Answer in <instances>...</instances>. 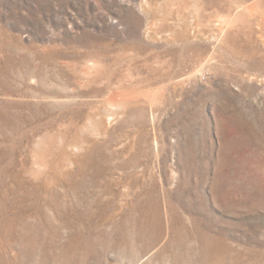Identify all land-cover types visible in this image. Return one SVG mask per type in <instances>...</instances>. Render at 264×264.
<instances>
[{
  "label": "rangeland",
  "instance_id": "rangeland-1",
  "mask_svg": "<svg viewBox=\"0 0 264 264\" xmlns=\"http://www.w3.org/2000/svg\"><path fill=\"white\" fill-rule=\"evenodd\" d=\"M0 264H264V0H0Z\"/></svg>",
  "mask_w": 264,
  "mask_h": 264
}]
</instances>
